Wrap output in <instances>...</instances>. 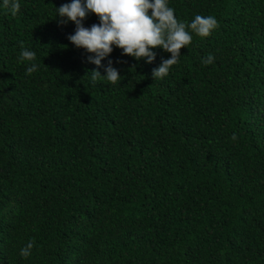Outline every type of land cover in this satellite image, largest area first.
Wrapping results in <instances>:
<instances>
[{"label": "trees", "instance_id": "obj_1", "mask_svg": "<svg viewBox=\"0 0 264 264\" xmlns=\"http://www.w3.org/2000/svg\"><path fill=\"white\" fill-rule=\"evenodd\" d=\"M71 2L0 0V264H264V0H169L219 27L161 80L159 48L87 63ZM108 60L120 84L93 83Z\"/></svg>", "mask_w": 264, "mask_h": 264}, {"label": "clouds", "instance_id": "obj_2", "mask_svg": "<svg viewBox=\"0 0 264 264\" xmlns=\"http://www.w3.org/2000/svg\"><path fill=\"white\" fill-rule=\"evenodd\" d=\"M2 7L15 17L20 12L19 0H2ZM59 24L75 25L74 33L67 39L77 49H84L88 55L87 63L94 64L96 69L102 67L101 61L109 57L113 48L121 50L122 56H128L135 61L144 59L147 64L153 63L159 48L170 54V58L161 59L158 67L152 70L153 80H161L169 75L172 66L179 63L180 50L191 45L193 34L200 38L211 36L219 27L212 15H196L189 22L179 21L175 10L169 7V0H72L55 8ZM98 18V23L86 28L83 22L88 15ZM20 62L28 63L26 75L36 72L39 65L34 63L36 53L28 50L21 43ZM214 61L209 54L202 60L208 65ZM104 67L105 75L100 71H91V80H106L109 84H120L122 77L108 60ZM135 65L130 69L135 70ZM232 139H236L233 134ZM34 243L29 241L22 248L20 255L28 258Z\"/></svg>", "mask_w": 264, "mask_h": 264}]
</instances>
